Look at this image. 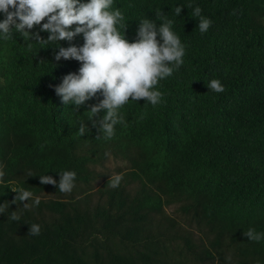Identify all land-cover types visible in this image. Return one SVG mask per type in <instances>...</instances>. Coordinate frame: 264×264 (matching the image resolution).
<instances>
[{"label":"trees","instance_id":"trees-1","mask_svg":"<svg viewBox=\"0 0 264 264\" xmlns=\"http://www.w3.org/2000/svg\"><path fill=\"white\" fill-rule=\"evenodd\" d=\"M197 6L211 20L204 33ZM117 9L129 42L140 21L172 20L185 54L153 89L155 106L130 98L117 110L124 120L110 139L89 120L100 93L77 111L55 91L82 62H57L54 48L83 46V33L60 42L47 31L25 39L15 26L0 33V264H264V239L244 235H264V0H113ZM212 79L225 90H210ZM81 123L91 131L80 135ZM109 159L120 162L115 188ZM59 171L76 173L71 192L59 191ZM12 188L32 196L12 203Z\"/></svg>","mask_w":264,"mask_h":264},{"label":"clouds","instance_id":"clouds-1","mask_svg":"<svg viewBox=\"0 0 264 264\" xmlns=\"http://www.w3.org/2000/svg\"><path fill=\"white\" fill-rule=\"evenodd\" d=\"M113 0H0V12L5 14V19L0 21V33L4 38L11 36L12 26L20 32L25 39L39 41L43 39L40 31H47L50 35L48 41H72L78 34L83 33L85 43L83 46L72 44L69 47L59 46L55 51V60L61 58L75 59L82 62L79 72L67 74L63 82L55 87L56 94L62 97V102H72L77 107H86L87 100L100 93L104 98L96 105L91 106L89 120L94 127H98L105 139H110L114 134V126L123 123L124 118L118 115V109L126 104L129 99L140 101L141 99L150 102L155 106L161 97L158 90H153L160 79L171 76L173 62L178 68L183 64L185 47L181 44L180 38L172 30V20L165 19L157 26L156 22L144 19L139 22L137 39L129 42L125 35L117 30V23L123 21L124 17L119 9L109 11ZM184 6L175 7V14L179 16ZM191 7V5H188ZM10 8L13 9L10 11ZM159 16V13H158ZM193 17L199 18V30L206 32L211 20L201 16V8L195 7ZM47 20V22L42 23ZM17 20L19 22H17ZM77 25L70 30L72 25ZM40 25L39 31L33 32L34 26ZM159 36V39L157 38ZM29 47H31L29 45ZM210 90L221 93L225 90L218 79L207 82ZM107 110L106 114L95 119L101 110ZM57 121V120H56ZM62 122V121H59ZM57 123V122H56ZM91 128L84 123L79 127V134L85 135ZM71 141L76 148V139L71 136ZM99 169V168H98ZM59 191L69 193L74 187L76 173L74 171H59ZM111 187H118L120 177L114 179L111 175ZM31 176V175H29ZM98 176L94 182L101 181L105 177ZM41 184H57V180L50 175L40 176ZM18 193L12 203L28 201L32 193L23 189L12 188ZM34 204L38 206L40 200L36 199ZM28 208V204L23 205ZM6 209L0 207V213ZM9 219L18 221L20 218L13 212ZM41 226L31 224L29 235H39ZM244 235L252 241L259 242L264 235L249 228Z\"/></svg>","mask_w":264,"mask_h":264},{"label":"rangeland","instance_id":"rangeland-1","mask_svg":"<svg viewBox=\"0 0 264 264\" xmlns=\"http://www.w3.org/2000/svg\"><path fill=\"white\" fill-rule=\"evenodd\" d=\"M109 160L110 161L106 163L105 172L108 173V174H111V173H114L116 171L115 168H116L117 165H120V162H117V161L114 162L112 159H109ZM98 182L99 181H97V182L93 181V184L95 185L94 190H96L97 187L99 186ZM173 208H174V206L166 207V212L172 213V209Z\"/></svg>","mask_w":264,"mask_h":264}]
</instances>
